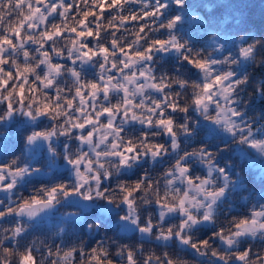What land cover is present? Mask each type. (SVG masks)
Segmentation results:
<instances>
[{
	"label": "snow or ice",
	"instance_id": "1",
	"mask_svg": "<svg viewBox=\"0 0 264 264\" xmlns=\"http://www.w3.org/2000/svg\"><path fill=\"white\" fill-rule=\"evenodd\" d=\"M204 7L218 15L188 0H0V123L33 124L0 158V264H264V187L233 201L249 191L233 160L251 172L258 154L264 185V22L254 32L238 0ZM61 207L97 238L29 241ZM113 216L136 244L99 235Z\"/></svg>",
	"mask_w": 264,
	"mask_h": 264
},
{
	"label": "trees",
	"instance_id": "2",
	"mask_svg": "<svg viewBox=\"0 0 264 264\" xmlns=\"http://www.w3.org/2000/svg\"><path fill=\"white\" fill-rule=\"evenodd\" d=\"M220 2V0H188V4L190 6H193L194 9L197 10L198 13L206 14L208 16H214L218 15V13L215 11V9H208L205 8V5H215L216 3ZM238 2L244 4L245 7V15L249 16L252 21H254L253 25V31L256 32L260 27L262 22H264V0H238ZM173 8H175V5H172ZM183 32L187 33V36L193 41L196 42L198 45L200 44H206L211 39V35L209 33V30L198 27L194 24L185 23L183 26ZM161 63L164 64L165 70H168L172 67V64L174 63V60L165 58L164 61H161ZM253 71V70H250ZM259 78V76H258ZM15 103V101H13ZM4 106L0 105V112H3ZM251 114L256 115L257 117L261 114V106L259 105V102H257L256 107L253 109V112ZM17 120H22L24 116H21L20 114H16L15 116ZM42 122L44 126H47L48 124L52 123V121L42 118ZM28 127L20 128L16 131V135L10 138L5 139L4 146L2 143V147L0 149V158H2V153L4 150H7L9 153L16 152L19 154V149L22 147V137L26 135L29 130ZM27 130V131H26ZM63 139V138H61ZM228 154H226L227 156ZM252 157H249L250 160H252ZM10 158V157H9ZM233 162L236 164L237 171H242V174L247 182V187L249 191L241 192L239 195H236L233 197L234 206L237 210H242L247 205V199L250 197L251 190L255 189L256 193V199L259 198V192L261 191V188L264 187V185L261 184L259 180L260 176V166L251 164L252 171H244L243 168L245 166L241 165V162L239 159L233 160ZM252 162V161H251ZM256 163V162H253ZM160 169L158 168L157 171ZM134 179V177H133ZM32 186H29V191H31ZM25 195H28V192L26 191L24 193ZM255 202V201H253ZM75 211L76 209L73 207H61L55 212V214H59L61 211ZM54 216L50 219L43 220L40 224V227L32 232L31 236H29V241L35 240L37 242V247H42L43 245L48 246H54L56 244L63 243L67 245H71L73 243H77L78 241H83L84 243H92L93 239L97 238V234L95 232L89 234V230L84 225L83 222H72L70 220H65L62 217ZM115 219L113 217L106 218L104 222V227H102L99 231V235L103 236L105 231H107V234L109 237H112L114 239L119 240L121 243H129V244H136L138 239V234H136V237H133V234H121L117 235V228L114 226ZM7 226V225H5ZM63 228L64 231L60 232V229ZM43 242V244H41ZM146 248L151 247L153 248L157 254H159L162 249L156 247L155 245H145ZM260 245L257 243L255 245L254 250H259ZM168 251L175 254L174 249H168ZM37 257L39 258L40 253H36ZM188 259H191L190 257Z\"/></svg>",
	"mask_w": 264,
	"mask_h": 264
},
{
	"label": "rangeland",
	"instance_id": "3",
	"mask_svg": "<svg viewBox=\"0 0 264 264\" xmlns=\"http://www.w3.org/2000/svg\"><path fill=\"white\" fill-rule=\"evenodd\" d=\"M210 40H209V42H210ZM37 123H39V122H37ZM23 127H28L27 129L29 130V132L31 131V129L33 127V124L29 123L28 118L25 116L22 118V120H17V118L14 117L13 120H11V121H6L4 123H0V134L3 135L2 137H0V149L2 147V143L4 146L5 139L15 136L16 131L20 128H23ZM0 153H1V151H0ZM251 161H252L251 164L258 165L261 167V160H260V157L258 154H253ZM253 162H256V163H253ZM60 171H63V168H61ZM0 195H2V194H0ZM72 212L73 211L66 212V211L62 210L61 212H59V214H57V215L55 214V216L60 217V218L61 217L64 218L67 216L68 213H72ZM114 226L117 228L115 223H114ZM117 231H118V229H117Z\"/></svg>",
	"mask_w": 264,
	"mask_h": 264
},
{
	"label": "water",
	"instance_id": "4",
	"mask_svg": "<svg viewBox=\"0 0 264 264\" xmlns=\"http://www.w3.org/2000/svg\"><path fill=\"white\" fill-rule=\"evenodd\" d=\"M74 208V207H73ZM57 212V211H56ZM54 216V214L51 216V217H49V218H46V219H50V218H52ZM46 219H44V220H46Z\"/></svg>",
	"mask_w": 264,
	"mask_h": 264
},
{
	"label": "flooded vegetation",
	"instance_id": "5",
	"mask_svg": "<svg viewBox=\"0 0 264 264\" xmlns=\"http://www.w3.org/2000/svg\"><path fill=\"white\" fill-rule=\"evenodd\" d=\"M3 135L0 134V137H2Z\"/></svg>",
	"mask_w": 264,
	"mask_h": 264
}]
</instances>
